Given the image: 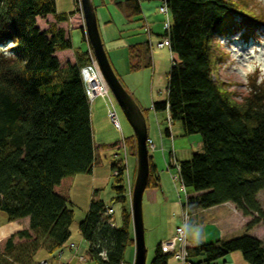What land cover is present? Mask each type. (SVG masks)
Returning <instances> with one entry per match:
<instances>
[{
	"label": "trees",
	"instance_id": "trees-1",
	"mask_svg": "<svg viewBox=\"0 0 264 264\" xmlns=\"http://www.w3.org/2000/svg\"><path fill=\"white\" fill-rule=\"evenodd\" d=\"M115 5L126 20L142 22L139 0ZM166 5L170 25L160 37H168L175 60L166 99L152 107L167 111L171 121L181 123L183 134H199L202 141V151L177 161L186 194L181 206L191 211L229 202L250 218L244 225L249 231L264 222V208L257 199L264 189V81L250 76L248 94L237 101L215 79L212 41L233 35L251 39L264 29V13L244 0H166ZM76 11L78 5L58 13L55 0H0V211L8 222L28 218V227L4 242L0 264H38L43 258L35 255L41 251L54 259L71 236L73 219L67 200L54 187L63 178L92 170L90 104L79 75V68L88 63V51H75V63L64 68L55 55L72 48L56 23ZM46 15L54 21L40 30L36 19ZM80 31L84 40L82 27ZM127 52L130 70L151 65L147 41L129 45ZM124 140L133 155V134ZM110 168L117 171L112 200L119 201L126 193L125 167ZM155 171L149 159L146 187H158ZM120 216L119 226L110 225L112 215L94 193L77 225L87 243L84 261L59 264H122L127 248L133 246L129 207H123ZM71 244L65 246L67 253L76 255ZM232 252H240L246 264H264L263 243L248 234L187 249L188 256L200 257L196 262L189 258L192 264H212ZM169 259L158 244L149 264H167Z\"/></svg>",
	"mask_w": 264,
	"mask_h": 264
},
{
	"label": "rangeland",
	"instance_id": "rangeland-1",
	"mask_svg": "<svg viewBox=\"0 0 264 264\" xmlns=\"http://www.w3.org/2000/svg\"><path fill=\"white\" fill-rule=\"evenodd\" d=\"M244 1L252 10L264 13V0ZM105 2L106 6H99V2L97 3L94 0V3L98 5V12L106 17L105 20L113 21L112 23H106L110 28L111 35H113V31L117 34V31L121 28L124 22V27L141 25L142 22L140 20H133L127 24L124 20V15L118 7H114L113 4L108 2V0H105ZM161 3V0H140L142 14L146 16V19L144 18L145 25L141 27V30L148 29L152 23V19L155 21L153 24L154 27L150 29L152 32L150 39V43H152V46H150L151 65L137 70H128L127 68V75H124L126 67L128 66V62L123 60V55L126 53V50L123 49L122 52L121 50H118L117 53H111L110 56L113 55L115 57L111 59L113 63H111L108 57L122 86L140 107L146 121L147 136L154 144V149L149 151V156L151 163L155 166V172L159 182L157 199L153 201L150 199L151 196L149 198V194L151 195L149 191L150 189H153L151 187H146L142 195V218L146 247L145 264H149L153 256L154 247L159 242V239L164 238L162 240L164 241L171 237L172 229L181 222V214L183 213L181 212L180 204L184 201L185 190L183 191L181 189L177 178L174 179V169H170L169 167L170 170H168L166 167L169 159V152L172 151L177 161H183L191 158L193 153L202 151V141L199 134H183L182 126L179 121H171V123H168V112L155 111L152 107L153 103L161 102L166 99L168 73L170 66L172 65L170 61L171 59L173 62L175 60L174 54L170 53L167 46L161 48L157 46V43L162 40V37H158L157 35L163 32L165 20V15L158 10ZM55 4L57 11L65 12L75 10V6L79 4V1L55 0ZM96 18L99 29L100 19L99 16H97V10ZM168 19L170 21V14H168ZM52 20L53 18L51 15H46L37 18L36 25L40 30H44L49 24L53 23ZM82 23L80 11H76L66 22H64V24H62L65 31L66 29L67 31H70L72 48L67 52L56 51L60 68H64V66L68 64L67 58H72L70 55H75V51H79L82 54L84 50L87 52L89 49L86 39L82 40L81 38V31L78 29H72L75 27H82ZM58 24L59 23H56V26H58ZM102 27H104L103 23ZM100 36L102 39L101 33ZM212 43L216 61L215 79L223 82L226 88L231 91L235 99L241 101L249 92L250 76H254V81H264V29H259L256 36L248 40L233 35L226 38L215 37ZM86 57H88V54ZM96 69L99 73L97 65ZM125 82L129 85L131 91L124 86ZM110 96L113 99L112 95ZM89 108V119L93 141L92 170L90 173L76 174L66 180V183L70 182V186L66 192L68 196L67 204L73 212V219L70 226L71 236L66 242V245H63V255L60 257L58 255L52 259L44 251L38 252V254L35 255V259L43 258L40 261H45L46 264L47 262L48 264H56L57 262L74 263L77 260L84 261L81 260V257L79 258L78 256H75L74 253L68 254V249L65 248V246L72 242L76 248L73 250H78V254L83 253L84 241H82V238L78 234L77 225L80 220L84 218L89 202L93 198L94 193L95 198L101 200L105 207H111L113 209L115 213L114 217L117 218L121 215V209L123 207H129L130 211V197L128 194L130 188L128 187L130 186L132 188L133 185L136 155L135 149L133 155L129 154L124 138L133 134L132 129L117 104H115V111L119 122V128L111 123L107 115L106 101L104 98H95L92 103H90ZM166 130H168V134H166ZM115 138H117V141L114 140ZM103 139L105 140L104 143L106 145L101 147L100 143L97 142H100V140ZM111 141H115V143L110 144ZM123 163L126 165L123 181L126 193L124 194L125 197H121L119 201H114L112 200L114 197L112 190V185L114 184V171H112L110 167L113 164L121 165ZM127 179L128 182L126 181ZM257 199L264 208V189L257 194ZM187 211L189 214L188 216L190 217L186 225V234L189 236L202 234V230L196 225V220L198 221L200 217L202 218L201 220H203L200 223L203 222L206 227L207 223L209 224V218L213 215L217 216L218 214L223 215L227 221L237 219V221L240 222L238 216H230V211L225 206H218L214 210L201 214L198 218H196L189 209ZM246 218L247 220L245 224L250 219L248 217ZM6 223H8L7 216L4 212L0 211V251H2L4 242L10 235L15 234L21 229H25L23 223H18L14 228L4 226ZM232 226V232L225 235L223 237L224 239H231L243 234H248L259 238L264 245V222L259 223L249 231H246L244 226L237 224L235 221ZM187 241L191 242L190 237L187 238ZM14 242L18 243L19 240L15 237ZM189 258L193 262L199 260L192 254ZM133 260L134 246H129L124 254V263L122 264H133ZM215 264H246V262L240 252H232L230 253L229 258H220L215 261Z\"/></svg>",
	"mask_w": 264,
	"mask_h": 264
},
{
	"label": "water",
	"instance_id": "water-1",
	"mask_svg": "<svg viewBox=\"0 0 264 264\" xmlns=\"http://www.w3.org/2000/svg\"><path fill=\"white\" fill-rule=\"evenodd\" d=\"M78 1L84 36L99 74L130 125L135 139L136 166L130 197V217L134 246L133 264H145L146 247L142 218V195L148 181L150 159L146 145L148 136L145 117L135 100L122 86L109 62L99 33L93 0Z\"/></svg>",
	"mask_w": 264,
	"mask_h": 264
},
{
	"label": "crops",
	"instance_id": "crops-1",
	"mask_svg": "<svg viewBox=\"0 0 264 264\" xmlns=\"http://www.w3.org/2000/svg\"><path fill=\"white\" fill-rule=\"evenodd\" d=\"M97 3L99 2V6L101 5H105L106 6V2L105 0H95ZM125 0H108L109 3L113 4L114 7L117 8V6L115 5L117 2H123ZM93 4L95 5V12L97 10V16H99V19H100V33L102 35V40H103V43H104V47L107 51V55L112 62V58H115L113 55L110 56L111 53H117L118 50H126V53H124L123 55V60L127 61L128 62V66L126 67V70H125V73L124 75H127V68L129 70V58H128V52H127V48L129 45H132L134 43H137V42H145L147 41L149 43L150 46H152V43H150V39H151V28L154 27V19H152V23L150 24V26L148 27V29L146 28V30H138L137 27L139 25H136L134 27H124L123 24H125V22L122 24L121 28H119V30L117 31V34L114 33L113 31V35L110 34V28L109 26L106 25V23H112L113 21L112 20H105V16L101 13L98 12V5H96L94 3V0H93ZM139 4H140V0H139ZM141 7V5H140ZM57 11V9H56ZM58 13H64L63 11H57ZM69 11H65V13H67ZM71 17V16H70ZM69 17V18H70ZM53 18V17H52ZM68 18V19H69ZM146 19V16H144V14H142V23L141 25H145V19ZM105 20V21H104ZM124 20L126 21V23L128 24L130 21L132 20H126L124 18ZM149 20V19H148ZM54 21V19L52 20ZM104 21V22H103ZM66 22V21H64ZM64 22H59L58 26L59 28H63L62 27V24H64ZM102 23L104 24V27H102ZM148 23V21H147ZM81 27H75V28H72V29H78L80 30ZM65 31V29H64ZM149 32V37H148V32ZM163 33V32H162ZM162 33H159L157 36L160 37V35ZM65 34L67 37L70 38V31H65ZM67 51H70V49H67V50H62V52H67ZM72 54V53H71ZM55 55H56V52H55ZM72 56V58H67V63L68 64H74L75 63V56L74 55H70ZM126 57V58H124ZM121 58H122V55H121ZM66 66V65H65ZM64 66V67H65ZM126 77V76H125ZM124 86L126 88L130 90L129 88V85L125 82ZM136 99V98H135ZM137 101V100H136ZM139 103V101H138ZM159 136H160V131H159ZM115 141H117V138L114 139ZM104 139L103 140H100V142H97V143H100V146L101 147H104L106 144L104 143ZM115 141H111L110 144H114ZM104 143V144H102ZM133 169V168H132ZM68 178H71V177H67V178H63L60 183L54 187V191L61 195L62 197H64L66 200H68V196L66 194V192L68 191V188L70 186V182L69 183H66V180ZM159 186V184H158ZM158 190V187L156 188H153V189H150V193L151 195L149 194V198L151 196V200L155 201L157 199V191ZM62 193V194H61ZM181 206V204H180ZM218 206H225L229 209L230 211V216H238L240 218V222L237 221V219H234V220H231V221H227L226 218L221 215V214H218L217 216L213 215L211 218H209L208 222L209 224L207 223V227L204 226V223H200L202 218L200 217V219L197 221L196 220V225H198L200 227V229L202 230V234H199L197 236L195 235H191L189 236L188 234L185 233V237H186V246H187V249H190L192 247H195L199 244H203V243H210V242H214L218 239H224L223 237L229 233L232 232L233 230V222L235 221L237 224H240L242 226L245 225V222L247 220L246 217H243L235 208L234 206L229 203V202H226V203H223V204H220V205H217V206H213V207H210V208H207V209H193L191 210V213L194 214L196 216V218H198L199 216H201V214L203 213H206L210 210H214L216 209ZM115 213H113V216H112V220L114 221L113 224L114 226H119L121 224V217H114ZM190 217V216H189ZM18 223H23L24 224V228H27V225H28V218H23V219H19V220H15V221H11V222H8L6 223L4 226H10V227H15ZM173 231V229H172ZM80 236V235H79ZM190 237V240L191 242L187 241V238ZM164 238H161L159 239V242L156 244L158 245ZM259 239V238H258ZM82 241H84L82 239ZM155 245V246H156ZM87 248V243L84 242V248H83V253H80L78 254V250L76 251V255L75 256H78L79 258L81 257V260H84L83 259V256H84V251L85 249ZM155 248V247H154ZM230 254H227L225 257L229 258ZM132 258V257H131ZM198 259H200V257H198ZM59 262H57L56 264H58ZM124 263V262H123ZM167 264H177L173 259H169Z\"/></svg>",
	"mask_w": 264,
	"mask_h": 264
},
{
	"label": "built area",
	"instance_id": "built-area-1",
	"mask_svg": "<svg viewBox=\"0 0 264 264\" xmlns=\"http://www.w3.org/2000/svg\"><path fill=\"white\" fill-rule=\"evenodd\" d=\"M161 2L162 3L158 7V10L160 13L165 15L163 28L166 30V32H168L169 25H170V21L168 19L169 12H168V8L166 5V0H161ZM78 8L80 11L79 4H78ZM80 14H81V12H80ZM157 46L159 48L167 46L169 49L168 37H164L160 42L157 43ZM88 59H89L88 63L79 68V75H80L81 81L83 83V88H84V92H85V95L87 97L88 103L89 104L92 103V101L98 97L104 98V100L106 101L107 115H108L111 123L119 128V122H118V118L116 116V111H115V104H108L105 96L93 93V91L91 89H89V87H87V84H86V81L84 78L85 72H88V71L96 72L99 75V73L97 72L96 64H95V61H94V58L92 56L90 49H88ZM170 62H171V64L174 63L172 61V59ZM167 117H168L167 118L168 123H171V119H170V116L168 113H167ZM146 145H147L148 151H152L154 149V144L152 143V141L150 139H147ZM123 166L125 167V171H126V165L124 163H123ZM166 167L168 170L173 168L175 171L174 173L176 175V176L174 175V179L177 178V180L179 182H181L180 179H178V168H179L178 163H177V160L175 159L172 151L169 152V159H168ZM169 167H170V169H169ZM113 175H117V171H114ZM126 181L128 182V179ZM180 187L184 191L183 186L180 185ZM128 188H130L128 194H129V197H131V187L129 186ZM184 196L186 199L185 193H184ZM106 212H107V214H110V215H112L114 213V211L111 207H106ZM181 212H183L181 214V222H179L176 226L173 227L171 237L169 239L161 241L159 245H160V249L162 250V252L169 254L170 258L173 259L177 264H192V262L189 260V256L187 253L186 237H185L186 225L189 221V216H188L189 214H188V211L185 208V206H183ZM109 223H110V225L114 226L112 219L109 220ZM71 247H73V244H71ZM58 255H59V257L61 255H63V250L57 251L56 256H58ZM38 264H46V263H45V261H40ZM212 264H215V263H212Z\"/></svg>",
	"mask_w": 264,
	"mask_h": 264
},
{
	"label": "bare ground",
	"instance_id": "bare-ground-1",
	"mask_svg": "<svg viewBox=\"0 0 264 264\" xmlns=\"http://www.w3.org/2000/svg\"><path fill=\"white\" fill-rule=\"evenodd\" d=\"M87 87L93 91V93L105 96L108 104H114V100L110 96V92H108V89L103 82L101 76H99L96 72H85L84 75ZM183 206H181L182 210Z\"/></svg>",
	"mask_w": 264,
	"mask_h": 264
},
{
	"label": "clouds",
	"instance_id": "clouds-1",
	"mask_svg": "<svg viewBox=\"0 0 264 264\" xmlns=\"http://www.w3.org/2000/svg\"><path fill=\"white\" fill-rule=\"evenodd\" d=\"M111 95V94H110ZM148 150V149H147ZM132 189V188H131Z\"/></svg>",
	"mask_w": 264,
	"mask_h": 264
}]
</instances>
